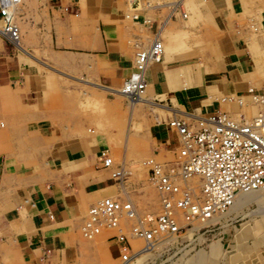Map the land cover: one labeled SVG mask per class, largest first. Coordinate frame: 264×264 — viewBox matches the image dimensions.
Instances as JSON below:
<instances>
[{
    "label": "crops",
    "instance_id": "0c3cea01",
    "mask_svg": "<svg viewBox=\"0 0 264 264\" xmlns=\"http://www.w3.org/2000/svg\"><path fill=\"white\" fill-rule=\"evenodd\" d=\"M135 1L138 0H45L47 27L42 29L47 37L45 43H39L41 50L45 48L47 59L35 57L36 62L56 63L65 71L79 67L82 77L97 80L107 85L103 86L106 90L119 94L114 86L131 69L132 40L143 38L124 16ZM174 1L178 0L162 2L161 6L168 8L162 19H159V8L144 11L153 19L146 34L153 33L160 23H166L168 16L177 17L168 6ZM179 1L186 14L179 16L186 17V27L210 25L214 52L202 64L189 60L193 53L181 49L188 48L185 41L168 35L163 41L167 52L162 53L160 61L151 62L145 68L146 98L165 102L166 109L162 108L165 118L184 111L204 115L235 109L234 102L222 101L220 96L245 94L248 86L264 83L261 79L264 78V32L249 34L239 25L238 14L246 10V4L261 1L264 5V0ZM260 14L259 23L264 29V7ZM252 18L246 16L248 21ZM159 32L162 34V26ZM186 34L185 30L179 33ZM18 49L26 52L21 44ZM43 74L34 63L20 60L19 52L0 53V83L18 88L16 100L26 108V120H30L33 133L47 142L45 159L50 164L44 177L29 182L23 189L7 194L6 188H0V198H3L0 200V264H66L68 260L63 257L71 253V231L79 225L92 200L109 194L111 186L117 185L110 176L112 167L101 165L98 153L105 145L93 129H87L85 135L73 136L56 131L49 110L42 104L48 77L42 79ZM242 98L248 103L247 95ZM149 134L157 148L174 150L177 145L176 133L165 120L151 124ZM0 153H3L2 166L7 168L9 154L2 132ZM139 242L134 238L131 243L137 247ZM215 245L216 241L210 242L206 253L217 254ZM226 254L233 263L239 259L245 262L244 254ZM135 255L133 264H139L149 251L138 249ZM256 264H264V259Z\"/></svg>",
    "mask_w": 264,
    "mask_h": 264
},
{
    "label": "rangeland",
    "instance_id": "374dc122",
    "mask_svg": "<svg viewBox=\"0 0 264 264\" xmlns=\"http://www.w3.org/2000/svg\"><path fill=\"white\" fill-rule=\"evenodd\" d=\"M165 1L173 0H158ZM46 7L45 0H21L16 8V20L20 44L26 52H22L0 35V53L19 52L20 60L34 63L38 70L45 73L41 76L42 79L48 76L47 92L43 102H39L49 110L56 131L62 135L73 136L93 129L96 132L93 133L101 138L102 144L107 148L113 166L121 164L130 170L121 186H111L109 194L129 196L138 211H154L157 208L156 195L146 177V167L142 161L153 155V152L156 159L172 157L173 150L157 148L149 134L151 124L165 119L166 112L162 110L166 109L165 102L153 99V105L142 104L143 102L132 104L122 95L106 90L103 86L107 85L89 77H82L79 67L65 71L56 63L48 65L45 62H36L35 57L43 56L44 60L47 59L45 48L40 49V44L45 43L47 37L42 29L47 27ZM263 7L261 1L251 2L246 4L244 12L238 14L239 25L245 27L249 34L254 31L262 35L261 32H264L259 23L260 10ZM159 11V19H162L168 8L160 6ZM54 14L57 15L56 12ZM247 15L253 17L252 21L246 19ZM176 16L175 19L168 16L164 21L166 23L159 24V28L162 26L160 36L163 41L168 35L182 38L188 48L181 49H189L193 53L189 60L195 59L194 61L202 64L204 58L214 52V37L209 34L210 25L201 23L197 28L186 27V17L182 18L177 13ZM184 30L187 34L179 35ZM163 52H167L166 42ZM17 89L15 86L0 83V132L9 154V164L5 168L2 166L3 153H0V188H6L7 194L12 190L23 189L29 182L44 177L49 164L45 159L47 142L41 141L31 130V122L25 116L26 108L16 100ZM251 108L248 105L246 111H252ZM250 195L256 199V192ZM212 221L215 222L208 226L196 224L199 229L193 235L188 230L187 233L163 241L151 249L149 255L139 264H256L264 259V197L251 200L236 209L229 207L218 213ZM71 232V253L63 257L68 260L66 264H118L117 246L114 241L105 239L113 231L104 230L89 240L82 237L77 223ZM129 241L131 243L134 239ZM213 241H216L217 254H207L208 244ZM141 244L140 240L137 247ZM131 246L133 249L137 248L132 243ZM231 252H236L238 256L244 254L245 262L240 259L236 263L231 262L226 254ZM136 257L137 255L126 264L135 263Z\"/></svg>",
    "mask_w": 264,
    "mask_h": 264
},
{
    "label": "built area",
    "instance_id": "2783aa9c",
    "mask_svg": "<svg viewBox=\"0 0 264 264\" xmlns=\"http://www.w3.org/2000/svg\"><path fill=\"white\" fill-rule=\"evenodd\" d=\"M21 0H0V35L16 47L19 26L15 11ZM158 0H138L124 13L144 35L132 40L133 60L128 75L115 86V91L130 100L145 93L144 71L151 62L160 61L163 53L159 27L151 34L152 16ZM170 12L185 16L180 1H174ZM248 96V103L242 96ZM222 101L234 102L232 110H215L199 115L192 112L169 114L164 120L175 131L177 145L169 159L153 155L142 161L146 177L156 191L157 208L138 211L130 197L107 194L92 201L79 224L85 239H94L111 230L105 239L118 248V264L133 259L138 249H153L167 239L187 231H198L195 224L208 226L218 213L232 203L239 191L264 187V83L248 86L245 94L228 93ZM249 104L252 111H246ZM246 107V108H244ZM98 158L102 166L112 167L110 176L118 186L129 174L124 165L113 166L106 147ZM196 177L197 183L191 182ZM142 241L133 249L130 239Z\"/></svg>",
    "mask_w": 264,
    "mask_h": 264
},
{
    "label": "bare ground",
    "instance_id": "6f19581e",
    "mask_svg": "<svg viewBox=\"0 0 264 264\" xmlns=\"http://www.w3.org/2000/svg\"><path fill=\"white\" fill-rule=\"evenodd\" d=\"M181 5V4H180ZM184 8V7H183ZM185 11V10H184ZM15 18H16V11H15ZM17 21V20H16ZM160 33V32H159ZM20 34V33H19ZM162 47H163V51H164V46H163V40H162ZM16 48H20V38H19V41L18 43L16 44ZM164 54V52H163ZM146 93V92H145ZM145 93L140 96L137 100H130V102L132 104L134 103H137V102H143L142 104H146V105H152L154 104V102H152L151 100H149L148 98H146L145 96ZM120 94V93H119ZM121 95V94H120ZM252 107V106H251ZM253 108V107H252ZM158 110V109H157ZM191 182H194L197 183V179L196 177H191ZM151 184V183H150ZM153 187V186H152ZM154 189V188H153ZM252 192H256V199H253V197H251V193ZM154 193L156 195V191L154 189ZM125 197H129V196H126L124 195ZM157 196V195H156ZM261 197H264V187L263 188H257V189H251V190H247V191H239L237 192L235 195H234V198H233V201L232 203L228 206V208L231 206H235L234 209L238 208V207H241L243 205H245L247 202L251 201V200H254L256 201L257 199L261 198ZM215 217V216H214ZM198 224V223H197ZM196 226V224H195ZM135 239H139V238H135ZM140 240V239H139ZM169 240V239H167ZM142 251H145V252H148L150 251L149 249H144V248H141Z\"/></svg>",
    "mask_w": 264,
    "mask_h": 264
}]
</instances>
